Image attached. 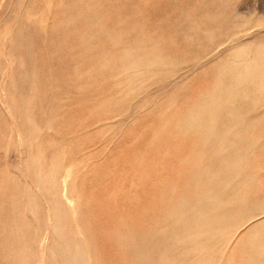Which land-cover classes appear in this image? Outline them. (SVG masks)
<instances>
[{"label": "rangeland", "instance_id": "374dc122", "mask_svg": "<svg viewBox=\"0 0 264 264\" xmlns=\"http://www.w3.org/2000/svg\"><path fill=\"white\" fill-rule=\"evenodd\" d=\"M0 264H264V0H0Z\"/></svg>", "mask_w": 264, "mask_h": 264}, {"label": "bare ground", "instance_id": "6f19581e", "mask_svg": "<svg viewBox=\"0 0 264 264\" xmlns=\"http://www.w3.org/2000/svg\"><path fill=\"white\" fill-rule=\"evenodd\" d=\"M61 235V234H60ZM59 238V237H58ZM63 253V252H62ZM72 254V253H71ZM67 258V257H66ZM69 258V257H68Z\"/></svg>", "mask_w": 264, "mask_h": 264}]
</instances>
